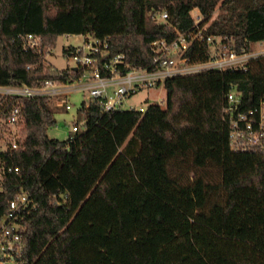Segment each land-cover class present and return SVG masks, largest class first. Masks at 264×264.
<instances>
[{
    "label": "trees",
    "instance_id": "trees-1",
    "mask_svg": "<svg viewBox=\"0 0 264 264\" xmlns=\"http://www.w3.org/2000/svg\"><path fill=\"white\" fill-rule=\"evenodd\" d=\"M193 1L198 26L184 0H0V85L79 76L46 55L65 34L107 38L111 56L125 54L124 71L152 65L153 41L177 30L204 36L192 40L188 64L214 56L208 35L238 52L264 40V0ZM27 33L42 37L41 50H25ZM164 87L165 106L82 102L86 127L70 142L49 133L58 122L50 96L0 101L3 116L21 106L20 146L0 152V217L21 189L37 204L20 213L17 264H264V150L235 149L223 117L231 88L242 110L264 98V53L246 68L167 76Z\"/></svg>",
    "mask_w": 264,
    "mask_h": 264
},
{
    "label": "built area",
    "instance_id": "built-area-1",
    "mask_svg": "<svg viewBox=\"0 0 264 264\" xmlns=\"http://www.w3.org/2000/svg\"><path fill=\"white\" fill-rule=\"evenodd\" d=\"M193 14V13H192ZM195 25L198 26L202 13L193 15ZM168 17L166 10L157 15L162 21ZM69 36L70 34H65ZM82 44H65L62 53L74 63L70 66L81 70L79 76H73L66 81L46 80L42 85H0V101L9 95L18 96H69L75 91H83V102L86 106L92 100L100 101L105 111L115 108H126L128 97L145 87H154L167 76L177 73H188L207 68H246V62L250 57L264 53V48L258 54L243 50L241 52L231 49L215 36L208 35L206 38L212 43L215 51L214 56L206 62L188 64L189 57L186 52L192 40L204 37L201 29L177 30V35L172 40L161 38L153 41L152 48L155 53L152 65L145 67H131L123 70L120 65H125V54L110 55L108 39H101L92 32L82 34ZM24 39L25 50L43 48L42 37L33 33L20 34ZM263 43V41H260ZM55 47H46L49 57ZM156 66H153L155 65ZM226 104L223 108V117L231 126L230 141L235 149H262L264 150V98L258 106L249 110L241 109L242 98L240 92L231 88L225 95ZM2 103V102H1ZM66 108H73L71 102H66ZM129 109L137 108L130 104ZM21 106L13 104L5 116L0 114V152L13 150L20 146L19 130L21 120ZM80 122H75L67 132L66 140L70 142L77 131L81 130ZM19 168L9 167L10 171ZM37 204L29 191L21 189L15 198L10 201V210L0 217V264H17L24 251L23 224L20 222V213L29 206Z\"/></svg>",
    "mask_w": 264,
    "mask_h": 264
},
{
    "label": "rangeland",
    "instance_id": "rangeland-1",
    "mask_svg": "<svg viewBox=\"0 0 264 264\" xmlns=\"http://www.w3.org/2000/svg\"><path fill=\"white\" fill-rule=\"evenodd\" d=\"M185 2L192 3L194 9L192 10L193 15H198L201 10L200 7L194 3L193 0H184ZM218 12V9L213 14L214 16ZM203 18V16H201ZM84 36L82 34H71L69 36L62 35L59 37L57 45L55 46L53 53L48 57L50 61L59 68H65L67 65H72L74 63L73 59H68L62 53L63 45L65 44H82ZM251 52L258 54L261 49L264 48L263 43L260 41L252 43ZM197 71L196 69L191 72ZM84 93L83 91H75L70 97L69 96H59L53 97L50 102L51 108L54 110L56 118L58 120L57 124L50 128L49 133L52 136L58 137L60 139H65L68 130H70L73 124L78 120L81 124L82 129L86 127V116L79 109L83 102ZM167 91L164 87V83L154 87H145L138 90L136 93L128 97V104L125 106L129 107L130 104L135 105L137 108H146L148 104L161 103L163 106L166 105ZM66 102H71L73 108L67 109ZM209 173L217 174L216 170L213 168L209 169ZM193 174V173H192Z\"/></svg>",
    "mask_w": 264,
    "mask_h": 264
}]
</instances>
